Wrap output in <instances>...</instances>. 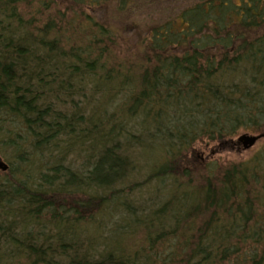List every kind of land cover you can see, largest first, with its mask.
<instances>
[{"label":"trees","instance_id":"trees-1","mask_svg":"<svg viewBox=\"0 0 264 264\" xmlns=\"http://www.w3.org/2000/svg\"><path fill=\"white\" fill-rule=\"evenodd\" d=\"M168 1L0 0V264H264V137L195 158L264 134V0Z\"/></svg>","mask_w":264,"mask_h":264},{"label":"rangeland","instance_id":"rangeland-1","mask_svg":"<svg viewBox=\"0 0 264 264\" xmlns=\"http://www.w3.org/2000/svg\"><path fill=\"white\" fill-rule=\"evenodd\" d=\"M60 4L63 3L64 0H58ZM69 1V0H68ZM164 1V0H163ZM163 1H159V0H154V5L153 7L145 12V13H141V16L143 17V19L148 23L150 21V18L153 19H158V18H166V15L164 12H169L172 10V5L171 3L168 1L163 3ZM174 0H172L173 2ZM176 4V3H174ZM91 14L95 15L96 17H99V15H101V13H99L98 11H89ZM102 17V15L100 16ZM118 19H120L119 23H116V25H119V30L122 32L121 34L125 36V40H122L119 42L120 44V52H125V54L128 55H132L133 53L137 52V49L135 47V42L138 41V39H136V36L141 35L140 32H138L136 29L134 30L132 24L130 21H136L135 18H131L129 20V17L127 15H123L120 16ZM130 22V23H129ZM142 36V35H141ZM144 36L146 37V34H144ZM125 41V42H123ZM243 133L238 134L235 137L236 138L241 135ZM250 134V133H247ZM254 135V134H252ZM262 139L263 137H261L260 139H258L253 146H251L248 149H244L242 147V143H237V149H231L230 152H228V150H224V149H220L219 151H212L211 154H204L205 152H201L200 154H196L195 158H196V162L197 160H199V162L201 164H203L205 161H215V162H220V163H224L225 166H228L229 164H231V162L233 161H243L248 159L250 156H252L253 154L256 153L257 148L260 146V144H262ZM204 165V164H203Z\"/></svg>","mask_w":264,"mask_h":264},{"label":"water","instance_id":"water-1","mask_svg":"<svg viewBox=\"0 0 264 264\" xmlns=\"http://www.w3.org/2000/svg\"><path fill=\"white\" fill-rule=\"evenodd\" d=\"M261 137H264V134L252 135V134L243 133L236 138V142L242 143V147L244 149H248L251 146H253V144ZM6 168H7L6 165L0 162V169L5 170Z\"/></svg>","mask_w":264,"mask_h":264}]
</instances>
